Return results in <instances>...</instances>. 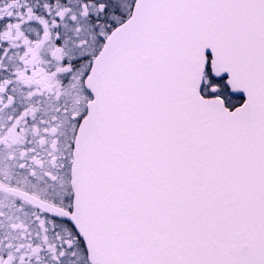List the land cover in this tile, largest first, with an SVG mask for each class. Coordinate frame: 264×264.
Instances as JSON below:
<instances>
[{"label": "snow or ice", "instance_id": "6c2138e0", "mask_svg": "<svg viewBox=\"0 0 264 264\" xmlns=\"http://www.w3.org/2000/svg\"><path fill=\"white\" fill-rule=\"evenodd\" d=\"M0 264H264V0H0Z\"/></svg>", "mask_w": 264, "mask_h": 264}]
</instances>
